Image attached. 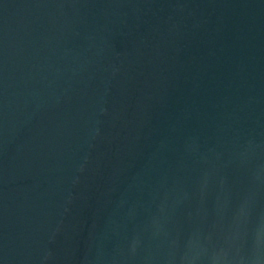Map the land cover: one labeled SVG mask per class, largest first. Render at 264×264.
<instances>
[{
  "label": "water",
  "instance_id": "1",
  "mask_svg": "<svg viewBox=\"0 0 264 264\" xmlns=\"http://www.w3.org/2000/svg\"><path fill=\"white\" fill-rule=\"evenodd\" d=\"M0 264H264V0H0Z\"/></svg>",
  "mask_w": 264,
  "mask_h": 264
}]
</instances>
